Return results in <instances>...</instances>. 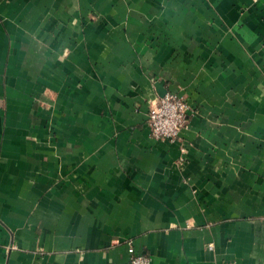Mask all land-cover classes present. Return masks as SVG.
<instances>
[{"label": "crops", "instance_id": "obj_1", "mask_svg": "<svg viewBox=\"0 0 264 264\" xmlns=\"http://www.w3.org/2000/svg\"><path fill=\"white\" fill-rule=\"evenodd\" d=\"M163 90L193 108L175 141L146 120ZM131 243L264 264V0H0V264Z\"/></svg>", "mask_w": 264, "mask_h": 264}, {"label": "built area", "instance_id": "obj_2", "mask_svg": "<svg viewBox=\"0 0 264 264\" xmlns=\"http://www.w3.org/2000/svg\"><path fill=\"white\" fill-rule=\"evenodd\" d=\"M191 112L192 105L174 92L149 102L146 120L152 136L160 140H177L188 128ZM128 255V264H151V258L138 252L133 243L128 246Z\"/></svg>", "mask_w": 264, "mask_h": 264}, {"label": "water", "instance_id": "obj_3", "mask_svg": "<svg viewBox=\"0 0 264 264\" xmlns=\"http://www.w3.org/2000/svg\"><path fill=\"white\" fill-rule=\"evenodd\" d=\"M160 86H162V85H160ZM158 88H160V87L158 86ZM166 93H167L166 90H163L162 92L160 91V94L162 97H164Z\"/></svg>", "mask_w": 264, "mask_h": 264}]
</instances>
